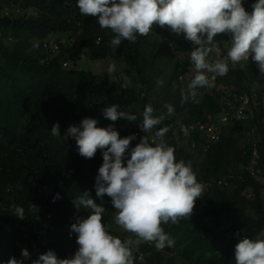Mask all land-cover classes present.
Instances as JSON below:
<instances>
[{"label": "trees", "instance_id": "16d2710c", "mask_svg": "<svg viewBox=\"0 0 264 264\" xmlns=\"http://www.w3.org/2000/svg\"><path fill=\"white\" fill-rule=\"evenodd\" d=\"M256 2L243 0V6L251 13ZM155 28L137 43L124 40L113 50L109 43L114 34L102 29L96 17L82 15L77 0H0V264H9L12 258L33 264L48 251L58 258L74 255L78 245L71 226L78 218H87L90 210L77 209L73 199L85 191L106 209L102 223L110 234L125 239L115 229L117 210L111 198L96 196L95 178L103 164L102 151L92 159L84 158L75 140L66 139L64 134L84 118L98 120V127L114 126L125 134V125L142 122V112L149 103L154 115L164 120L148 135L154 137L159 128L170 129L165 139L175 149L176 160L191 162L203 191L195 202L194 215L181 218L178 224H161L174 246L157 250L154 245H142L145 262L134 256V264H235L237 235L255 239L264 232L263 125L254 120L227 126L220 141L208 144V148L203 135L185 130L198 126L209 115L219 114L221 97L204 94V87H197L193 98L179 86L178 77L190 62L178 60L176 54L191 52L193 44L185 34L177 35L167 26ZM58 35L67 37L60 44L58 57L41 62L44 43ZM223 39L221 34L214 38L215 43ZM83 55L92 61H122L133 78L124 83L63 67ZM162 62L169 66L167 75ZM221 80L220 84L235 85L239 90L256 84L264 91V76L254 65L229 70ZM182 92L187 101H183ZM164 104L173 107L172 114ZM111 105H120V111H128L137 120L105 119L102 110ZM178 118L184 129L176 124ZM57 123L59 138L51 134ZM253 129V136L255 131L259 136L261 155L255 175L245 169L252 158L246 134ZM223 180L227 185L219 184ZM44 189L48 195L39 194ZM57 194L60 199H55ZM15 206L24 208V219L15 215ZM40 214L50 216V226L44 234L32 235ZM8 227L13 228L11 233ZM26 234L29 243L45 238L50 243L39 242L28 251L29 258H24V249L18 244Z\"/></svg>", "mask_w": 264, "mask_h": 264}, {"label": "clouds", "instance_id": "9594fccd", "mask_svg": "<svg viewBox=\"0 0 264 264\" xmlns=\"http://www.w3.org/2000/svg\"><path fill=\"white\" fill-rule=\"evenodd\" d=\"M77 7L82 15L96 17L102 29L114 34L109 43L113 50L124 40L137 43L141 36H147L157 25L167 26L177 35L185 34L193 48L191 52L176 54L178 60L190 62L186 72L178 77L179 86L191 93L193 98L197 87H204V94L221 97L219 114L209 115L196 127L185 128L189 133L194 131L203 135L206 148L208 144L220 141V134L227 126L257 120L264 127V91L256 84H251L247 90L220 84L229 70H241L250 65L256 66L264 76V0L254 3L251 13L246 11L243 0H77ZM10 12L24 14L19 10ZM220 34L224 39L215 43L214 38ZM58 36L63 40L55 41ZM58 36H52L44 43L41 62L58 57L60 44L67 40L63 35ZM35 46L38 47V44ZM82 58L86 57L83 55L75 62H65L63 67L80 71L73 65ZM161 64L167 65L164 62ZM115 71V64L108 66V74ZM89 72L96 75L93 71ZM150 75L154 77L155 72ZM160 83L163 84V81ZM182 97L183 101H187L188 96L183 92ZM163 107L169 114L174 111L171 105L164 104ZM119 108L120 105L107 106L102 115L113 122L121 118L137 120L135 115ZM163 120V116L154 115V108L149 103L142 112V122L125 125V134H120L111 125L98 127V120L93 118H84L79 125L67 128L64 137L75 140L82 157L92 159L98 150L102 151L103 164L95 178L96 196L111 198L117 210L114 213L115 229L125 235V239L110 234L102 223L106 209L91 198L90 192L85 191L73 199L77 209L83 207L90 210L87 218H78L77 223L71 226L78 245L74 255L58 258L53 251H48L33 264H134V256L145 262V254L140 250L142 245H154L157 250L174 246V240L165 233L161 224H178L181 218L194 215L195 202L201 196L203 185L197 181L191 162L176 160L175 149L165 139L170 130L168 127L159 128L154 137L148 135ZM176 124L184 129L181 118ZM253 131L246 134L252 158L245 169L251 175V170H256L261 161L259 136L256 131L253 136ZM51 134L61 137L59 123L53 125ZM219 184L227 185L224 180ZM39 194L48 195V192L44 189ZM248 195L250 197L251 191ZM55 199H60L59 194ZM15 215L24 219V208L15 206ZM50 219V216L43 218L40 214L32 235L44 234L43 230L50 226ZM12 230L7 228L8 233ZM260 237H264V232L255 239L237 235L235 264H264V238ZM23 238L18 245L24 249V258H29L31 247L35 248L41 242L42 245L50 243L48 238L41 239L37 244L29 243L27 234ZM9 264H24V261L12 258Z\"/></svg>", "mask_w": 264, "mask_h": 264}, {"label": "rangeland", "instance_id": "374dc122", "mask_svg": "<svg viewBox=\"0 0 264 264\" xmlns=\"http://www.w3.org/2000/svg\"><path fill=\"white\" fill-rule=\"evenodd\" d=\"M56 37H53L55 39ZM63 38L58 36L55 41H62ZM115 64L116 71L108 74L107 68L109 65ZM162 69L164 72L168 73V66L165 64H161ZM73 67L77 70H85V71H93L96 75L103 76L106 78L115 79L124 83H129L132 78L133 74H131L128 70L126 64L122 61H116L113 59H100L98 61H89L87 58H82V60L78 61L77 64L73 65ZM121 228V227H119Z\"/></svg>", "mask_w": 264, "mask_h": 264}, {"label": "built area", "instance_id": "2783aa9c", "mask_svg": "<svg viewBox=\"0 0 264 264\" xmlns=\"http://www.w3.org/2000/svg\"><path fill=\"white\" fill-rule=\"evenodd\" d=\"M255 156H257L256 153H255ZM255 165H256V161L253 162V166H255ZM253 166L251 167V169H253ZM251 171H252V174L255 175V172H254L255 170L253 169V170H251Z\"/></svg>", "mask_w": 264, "mask_h": 264}]
</instances>
